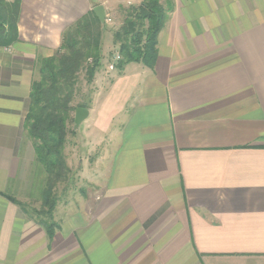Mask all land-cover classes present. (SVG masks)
<instances>
[{
    "label": "crops",
    "instance_id": "obj_1",
    "mask_svg": "<svg viewBox=\"0 0 264 264\" xmlns=\"http://www.w3.org/2000/svg\"><path fill=\"white\" fill-rule=\"evenodd\" d=\"M143 1L97 4L106 24ZM157 1L152 68L115 69L89 109L91 136L112 135L100 197L48 239L15 198L30 89L97 6L19 0L18 41L0 48V264H264V0Z\"/></svg>",
    "mask_w": 264,
    "mask_h": 264
},
{
    "label": "trees",
    "instance_id": "obj_2",
    "mask_svg": "<svg viewBox=\"0 0 264 264\" xmlns=\"http://www.w3.org/2000/svg\"><path fill=\"white\" fill-rule=\"evenodd\" d=\"M98 1L92 0L95 7L99 5ZM124 12V21L113 34V43L118 46L117 53L121 57L115 69L120 72L132 63L152 68L157 38L166 21L167 9L157 0H144ZM18 18L19 0L12 3L0 0V48L18 41ZM104 27L93 12L82 17L64 32L60 49L51 58L39 60V76L31 85L24 131L32 145L35 165L39 166L34 176V187L37 186L35 191L41 198V207L29 212L23 204L12 201L44 229L48 239H52L59 228L53 221L56 187L66 182L70 175L63 150L67 136L73 134L68 125L73 122L71 113L77 109L72 102L77 93L79 75L84 73L86 83L91 84L100 69ZM78 108L88 109V106Z\"/></svg>",
    "mask_w": 264,
    "mask_h": 264
},
{
    "label": "rangeland",
    "instance_id": "obj_3",
    "mask_svg": "<svg viewBox=\"0 0 264 264\" xmlns=\"http://www.w3.org/2000/svg\"><path fill=\"white\" fill-rule=\"evenodd\" d=\"M99 1L102 2V0ZM132 4L134 3L132 2ZM115 5V13L110 14L106 19L107 23H104L101 67L96 72L91 84L86 83L84 73L79 75L77 93L72 102L74 108L86 105L90 109L94 96L103 92L110 83V76L113 71H109L108 66L112 63V58L118 50V46L113 43V34L119 30L124 21V10L134 7L133 5H126L128 7L124 9L122 6ZM38 76L36 79H38ZM73 116L74 112L71 113L72 120ZM88 124L89 121H85L76 131L73 130V122L68 125L73 134L68 135L66 138L63 155L66 166L70 170V175L66 182L56 187L57 200L53 213L54 222L60 220L61 217H68L76 212H89L90 207L92 208L93 203L97 202L100 197V190L103 185V177L100 173L103 176L109 164H107V153L112 142V135L99 140L95 136H91L93 128L92 125ZM33 157L34 162L29 165L27 171L28 178L24 183L22 182L20 191L15 194V198L29 212L37 211L41 207V198L35 191L37 186L34 187V181H36L34 176L39 166L35 165V156L33 155ZM41 172V174H44L43 171ZM42 178L45 179V176L42 175Z\"/></svg>",
    "mask_w": 264,
    "mask_h": 264
},
{
    "label": "water",
    "instance_id": "obj_4",
    "mask_svg": "<svg viewBox=\"0 0 264 264\" xmlns=\"http://www.w3.org/2000/svg\"><path fill=\"white\" fill-rule=\"evenodd\" d=\"M93 14L100 22V24L105 23V11L102 6H97L93 9ZM89 117V110L85 108H77L73 116V130L76 131Z\"/></svg>",
    "mask_w": 264,
    "mask_h": 264
},
{
    "label": "built area",
    "instance_id": "obj_5",
    "mask_svg": "<svg viewBox=\"0 0 264 264\" xmlns=\"http://www.w3.org/2000/svg\"><path fill=\"white\" fill-rule=\"evenodd\" d=\"M15 0H5L7 3H12ZM107 23V20H106ZM121 57L120 55L116 52V54L112 58V63L108 66L109 71H114L115 70V65L120 61Z\"/></svg>",
    "mask_w": 264,
    "mask_h": 264
}]
</instances>
